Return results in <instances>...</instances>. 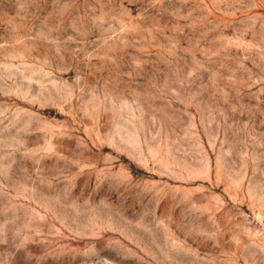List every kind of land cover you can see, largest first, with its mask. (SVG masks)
I'll return each mask as SVG.
<instances>
[{
	"label": "rangeland",
	"instance_id": "374dc122",
	"mask_svg": "<svg viewBox=\"0 0 264 264\" xmlns=\"http://www.w3.org/2000/svg\"><path fill=\"white\" fill-rule=\"evenodd\" d=\"M0 264H264V0H0Z\"/></svg>",
	"mask_w": 264,
	"mask_h": 264
}]
</instances>
